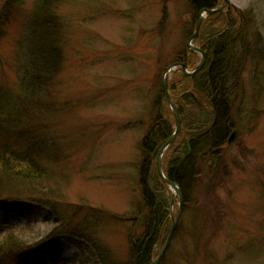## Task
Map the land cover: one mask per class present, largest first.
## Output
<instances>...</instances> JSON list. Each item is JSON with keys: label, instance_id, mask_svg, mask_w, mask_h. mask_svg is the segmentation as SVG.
<instances>
[{"label": "rangeland", "instance_id": "obj_1", "mask_svg": "<svg viewBox=\"0 0 264 264\" xmlns=\"http://www.w3.org/2000/svg\"><path fill=\"white\" fill-rule=\"evenodd\" d=\"M35 4L0 0V135L6 134L4 123L19 130L26 140L17 150L27 151L26 145L39 150L48 177L36 185L22 180L30 174L18 172L19 180L3 182L0 197L20 196L19 188L34 183L27 188L34 200L24 195L6 204L7 227L0 238L14 231L26 252L15 259L1 257L0 264H53L55 257L62 264H96L69 233L86 221L92 237L124 264L130 240L146 223L144 216H133L142 209L139 142L166 114L154 108V100L164 69L188 48L195 30L190 31L189 2L57 0L60 68L43 93L29 101L18 94V70L28 62L26 40ZM225 8L224 20L230 11L233 29L242 26L255 49L231 86L232 139L217 166L212 160L202 163L187 209L180 212L158 264H264V0H228ZM220 25L224 29L227 23ZM196 54L189 67L181 61L188 71L201 60ZM170 155L171 150L164 152L163 169ZM171 195L167 188V204ZM171 209L175 215L176 200ZM13 210L33 214L13 219ZM170 228L171 222L158 253Z\"/></svg>", "mask_w": 264, "mask_h": 264}, {"label": "trees", "instance_id": "obj_2", "mask_svg": "<svg viewBox=\"0 0 264 264\" xmlns=\"http://www.w3.org/2000/svg\"><path fill=\"white\" fill-rule=\"evenodd\" d=\"M56 1L36 0L35 12L30 16L31 24L26 40L28 62L25 68L18 70V94L29 101L37 94L43 93L48 80L55 76L60 68L58 18L53 10ZM188 2L192 15L191 31V28L195 27L197 13L217 7L221 0H188ZM229 13L230 11L225 14L227 16L225 20L224 13L207 15L201 24L200 30L203 29L206 33L202 35L199 30L195 44L205 55L203 67L193 76H184L180 71L173 72L172 78L168 81L170 97L180 115L181 128L167 149V151L171 150V155L167 158L163 171L166 178L179 187L182 213L186 211L198 183L202 163L212 160L216 166L219 164L223 146L227 144L233 131V124L230 122L231 86L237 84L238 74L248 54L255 50L252 49L251 40L246 35L248 32H245V29L242 31V26L233 29L235 25L228 20ZM223 22L227 23L224 29L220 25ZM218 26L219 28L215 29ZM257 49L259 50V47ZM179 57L185 66L189 67L195 64L193 61L198 56L185 47ZM179 57H176V60ZM174 77L177 82H174ZM160 89L161 91L155 96L154 108L156 107L157 111L164 109L166 114L152 122L139 142L137 177L141 187L142 209H137L133 216L141 219L144 216L146 223L141 229V234L130 240L129 257L124 264H149L158 254L157 246L165 239L170 225L168 214L170 199L168 197V204L163 200L167 187L156 174L155 156L161 144L171 135L174 119L163 96L161 85ZM10 99L12 100V96H9ZM3 127V133L6 134L0 135V188L9 178L19 180L18 172L30 174L31 177H23L24 182L35 181L38 185L46 180L48 167L41 162L39 150L26 145L27 151H18L16 147L26 140L24 135L14 126H7L4 123ZM31 184L34 183L19 188L23 190V193H19L22 194L20 196L8 197L6 196L8 193H3V197H0V229L7 226L5 205L8 201L13 198H23L24 195H26L25 199L34 200L29 196L30 193L27 194L29 191L27 188H30ZM42 204L50 207L47 202ZM53 216L55 217L54 214ZM60 218L59 221H63L62 215ZM88 223L86 221L84 224L74 226L69 232L70 237H74L95 257L96 264H121L113 260L105 246L92 237V228ZM18 238L14 231H4L0 238V258L12 256L15 259L26 252L24 243ZM53 264H62V261L55 257Z\"/></svg>", "mask_w": 264, "mask_h": 264}, {"label": "water", "instance_id": "obj_3", "mask_svg": "<svg viewBox=\"0 0 264 264\" xmlns=\"http://www.w3.org/2000/svg\"><path fill=\"white\" fill-rule=\"evenodd\" d=\"M227 3H228V0H222V3L218 7L214 8V9L203 10V11L199 12V14L197 16V20H196V24H195V30H194L193 34L188 39L187 47L190 50L198 52L201 55L200 62L191 71H188L185 68L184 64L179 63V62H175L173 64H170L165 69V71L163 73V76H162L161 83H162L163 95L165 96V98L167 100V103H168V105H169V107H170V109L172 111V114H173V117H174V125H175V127H174V131H173L172 135L168 138V140L166 142H164L159 147V149L157 151L156 159H155V168H156V173L160 177L162 182L164 184H166L174 192V194L172 196V199H171V203L175 200L176 196L178 197V199H179V208H178V212H177L175 217L173 216L171 209L169 210L170 217L172 219V224H171L170 231L168 232V235L166 237L165 243H164L160 253L158 254V256L153 261L150 262V264H157L159 262V260L161 259V257L163 256V254L165 252V249L167 248V246H168V244L170 242V239H171V237H172V235H173V233L175 231V228H176V225H177V221H178L179 215H180V202H181L180 190H179L178 186L174 182H172V181H170V180H168L167 178L164 177L162 169H161V157L163 155V152L174 141L176 135L178 134V132L180 130V126H181L178 110H177L174 102L171 100L170 95H169L168 85H167V74H168V72L171 69H173L175 67H179L184 75L193 76L197 71H199L202 68V66L205 63V56H204L203 52L198 47L192 45L191 43L198 36V32H199L201 23H202V21L204 19L203 13L205 12L206 14H213V13H216V12H221L223 10V8L227 5Z\"/></svg>", "mask_w": 264, "mask_h": 264}, {"label": "bare ground", "instance_id": "obj_4", "mask_svg": "<svg viewBox=\"0 0 264 264\" xmlns=\"http://www.w3.org/2000/svg\"><path fill=\"white\" fill-rule=\"evenodd\" d=\"M31 213L33 214L31 211H23V210H13L11 213H10V217L15 219L17 216L21 215V216H25V217H30L28 214Z\"/></svg>", "mask_w": 264, "mask_h": 264}]
</instances>
